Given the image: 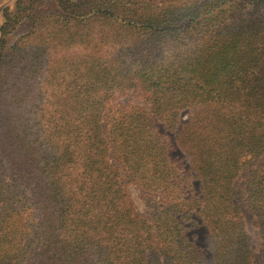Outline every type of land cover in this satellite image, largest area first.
Segmentation results:
<instances>
[{
    "label": "trees",
    "instance_id": "obj_1",
    "mask_svg": "<svg viewBox=\"0 0 264 264\" xmlns=\"http://www.w3.org/2000/svg\"><path fill=\"white\" fill-rule=\"evenodd\" d=\"M13 5L0 8V264H252L243 172L264 264V0ZM128 91L147 106L115 101Z\"/></svg>",
    "mask_w": 264,
    "mask_h": 264
},
{
    "label": "rangeland",
    "instance_id": "obj_2",
    "mask_svg": "<svg viewBox=\"0 0 264 264\" xmlns=\"http://www.w3.org/2000/svg\"><path fill=\"white\" fill-rule=\"evenodd\" d=\"M15 2V0H0V8L4 5V4H10L13 5ZM55 5V0H48V8H53ZM14 6V5H13ZM28 25L27 24H23V26H21L20 28H18V30L16 31L15 35H12L10 37V39L15 38L17 35H19V33H22L24 31H26L28 29ZM115 101L117 103H121L123 105H131V106H147V104L136 94L133 93L132 91H128L127 93L123 94V95H117ZM172 153L173 156L179 160L181 158V154L179 152V150L177 148L172 147ZM264 160V158H263ZM247 172H243L241 174V176L237 179L235 186L237 191L239 192V196L242 197L241 200V210L246 222V226L248 228V231L250 233L251 236V244H252V249L254 252V257L252 260V264H259L260 259L262 257V253L260 251L261 249V238L260 235L258 233V226L256 223V216L255 214L250 210V208L247 206L246 202H245V187H244V180L246 178ZM125 179V178H124ZM125 183L128 184V188L132 194V197L139 209V211L150 217V209L145 205L144 201H143V194L142 192L136 188L134 185H131L127 182V180H125ZM196 187H198V184H196ZM188 235L191 236L193 239L196 240V242L200 245L201 250L208 255V244H207V230L201 226V225H197L195 227H193L192 229H190L188 231Z\"/></svg>",
    "mask_w": 264,
    "mask_h": 264
}]
</instances>
